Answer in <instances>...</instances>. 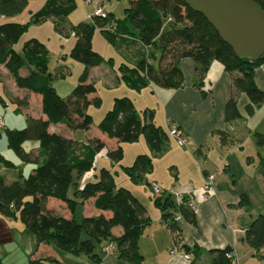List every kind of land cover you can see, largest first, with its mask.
Returning <instances> with one entry per match:
<instances>
[{"label":"trees","instance_id":"1","mask_svg":"<svg viewBox=\"0 0 264 264\" xmlns=\"http://www.w3.org/2000/svg\"><path fill=\"white\" fill-rule=\"evenodd\" d=\"M252 1L264 10V0ZM130 2L131 7L126 10L122 20L106 13V18L92 16V24L79 23L72 28L76 44L71 49L70 57L85 68L79 83L66 98L58 96L50 85L51 74L48 73L45 47L37 40H30L22 53H18L14 45L24 34V26L0 24V66L6 69L18 89L41 96V111L46 117L36 119L26 116L25 128L5 129L7 149L22 164L35 167L27 177L19 173L17 179L10 183L0 174V215L10 219L18 217L38 244L51 246L60 254L84 257L89 264L102 262L104 255L99 249L106 241L115 244L117 259L122 263L143 264L138 241L151 225L145 207L127 189H117L107 170L102 169L96 181L90 180L80 185L83 176L94 168L97 155L107 150L104 141L91 137L87 142H78L49 132L51 125L58 124L73 132H89L92 118L88 108H100L102 105L100 98L93 97L97 92L94 84L88 82L89 70L103 63L102 57L92 50L95 27L109 26L108 31H102L109 44L117 46L118 41L121 46L126 44L128 50L135 48V65L121 64L118 68L119 79L132 90L140 91L149 84L163 89L182 87L183 75L179 67L182 59L194 61L199 85L210 64L218 61L226 71L235 73L233 94L224 111L226 122L242 117L237 104L238 94H244L248 99L244 107L246 115H251L255 108L264 104V91L254 82L255 70L264 63V55L254 62L239 59L204 16L191 10L183 0ZM26 5L27 0H0V17L16 16ZM75 8L74 0H48L34 21L38 23L49 17L68 16ZM150 47L160 52L156 66L150 64V57L145 52ZM153 58L156 60L155 56ZM22 70H26L27 75H21ZM153 115L152 110H144L139 115L129 98H115L112 108L97 126L101 134L118 143L115 149L107 150V158L113 163H120L123 158L121 145L136 143L140 137L145 140L153 157L160 156L166 149L168 137L154 124ZM256 137L258 145L263 146V137L260 134ZM26 142H37L38 153L27 152L24 149ZM0 165L15 167L2 153ZM260 167H264V158L260 161ZM123 170L133 184L149 187L145 177L152 170V158L138 155L133 164L123 167ZM260 173L264 175L261 170ZM48 199L64 203L70 218H63L49 210ZM90 200H93V207L100 215L86 217L82 214L85 203ZM154 204L162 212V222L174 233L176 230L171 223L173 212L189 220L193 216L184 204L176 206L171 196L165 193L154 198ZM114 228L121 229L120 236L112 234ZM244 241L257 256L263 257V215L250 224ZM210 253L213 255L211 264H232L228 258L229 254L234 253L232 249L213 250ZM28 264L82 263H65L48 257L30 260Z\"/></svg>","mask_w":264,"mask_h":264},{"label":"crops","instance_id":"2","mask_svg":"<svg viewBox=\"0 0 264 264\" xmlns=\"http://www.w3.org/2000/svg\"><path fill=\"white\" fill-rule=\"evenodd\" d=\"M9 21L8 18L0 17V24ZM118 43L116 41L117 46ZM121 49L131 55H128L130 57L128 63L123 61L121 64L134 66L135 53L128 50V46L124 43ZM100 67L101 65L89 70V83H92L90 81L92 73ZM179 67L183 75V86L178 89H163L149 84L140 91H135L122 82L126 87L124 89H127L126 91L122 88L124 96L132 101L139 115L144 110H152L154 124L160 127L168 137L166 149L160 156L151 155L143 137H140L136 143L126 146L129 148H125L123 146L125 144H122L123 154L127 149L130 156L136 154L135 158L140 154L150 156L152 170L146 175V181L154 182L163 191L176 190L182 193L184 206L187 207L188 201H193L197 208V213L193 214L191 220L182 215L180 222L173 223L176 230L174 233L162 222V212L154 204L151 193L142 192L134 184H131V188H125L145 207L146 215L151 220V225L146 228L138 241L143 264H211L213 255L210 252L226 248L234 252L236 264H263V257L257 256L255 251L245 243L244 236L250 224L258 216H264V175L260 173V170L264 173V167H260V161L264 156L261 155L263 149L258 145L256 137L257 134L264 136L261 131V127H264V119H261L262 121L252 120L251 115L255 109L251 115H246L242 107H245L248 99L244 94H238L237 104L242 117L232 122L225 121V106L233 94L235 73L226 71L220 62L213 61L210 64L199 85L193 60L182 59ZM0 69L5 68L0 66ZM20 74L25 76L27 71L22 70ZM7 75L12 83V91L5 89L4 80L0 79V84L3 85L7 100L16 106V110L20 111L29 107V105H21L23 103L20 102L22 98L19 93L29 95L30 100L34 95L38 105L40 103L41 106L40 95L18 89L8 72ZM254 82L260 90L264 91V63L255 70ZM11 92L13 95H10ZM240 102L242 106L239 105ZM1 105L5 107L4 103ZM37 118L46 119L42 111L38 112ZM3 124L4 128V121ZM171 126H176L183 134L185 144L182 147L178 146L176 140L169 136ZM63 129L69 134L61 133ZM90 131L84 132V139H75L74 132L64 125L49 127V132L78 142H87L91 137H97L105 142L107 150L118 146L116 140H110L104 134L93 133L94 135L90 136ZM25 145H28V150L25 149ZM38 148L37 142L24 144L27 152L38 153ZM6 150H0L4 157L5 152L8 151ZM107 150L97 155L95 164L100 159L107 160ZM12 163L16 166L14 162ZM18 166L21 169L18 174L22 173V175L26 169L30 173L35 167L30 164L24 165L20 161ZM14 168H5L0 165V174L6 177L8 183L14 181L12 179L14 175L8 179V169ZM208 175H215L213 194L201 202L198 194ZM171 198L176 204V196L171 195ZM51 200L55 206L58 205L59 210H62V207L66 208L64 203L48 199L47 208L49 210H57L54 207H48ZM86 203L92 204L95 216L101 214L94 209L93 200ZM63 212L60 216L69 219L67 209ZM176 215L177 212H173L172 219ZM115 230L118 233L117 236H120L121 229L114 228L112 234ZM66 255L69 254L63 255L51 246L38 244L18 217L10 219L0 215V264H28L30 260L48 257L65 263L89 264L84 257L78 258H82L81 261H72ZM184 255H188L190 260L186 261ZM106 257H103L100 264L110 261ZM108 264L125 263L115 258Z\"/></svg>","mask_w":264,"mask_h":264},{"label":"rangeland","instance_id":"3","mask_svg":"<svg viewBox=\"0 0 264 264\" xmlns=\"http://www.w3.org/2000/svg\"><path fill=\"white\" fill-rule=\"evenodd\" d=\"M74 1L76 3V8L68 16L49 17L44 19L43 21L35 23L34 19L36 15L46 7L48 0H27V5L25 9L20 14L13 17H9L8 19L10 21L6 22V23L20 24L23 25L25 28L24 34L21 36L20 40L14 45V50L17 51L18 53H22L23 47L30 40H37L45 47L48 58V73L51 74L50 85L52 88L55 89L57 95L62 98H66L71 94L72 90L79 83L80 77L82 76L85 68L82 63L75 61L70 57L71 49L76 44V39L72 34V28L78 25L79 23L92 24L91 17L93 16L95 9L101 3L103 4L105 12L112 13L115 16V19L117 20L124 19L126 15V10L131 7L130 0H91V3H86L87 0H74ZM108 30H109V26H105L103 28L95 27L91 42L92 50L98 53L102 57L103 63L101 64L100 69H96V71H94L90 76L91 79L90 81H92L97 91L95 96L93 97H98L102 101V105L100 108H95L94 106H90L88 108V114L92 118L90 136H93L95 133L101 134L100 131L97 129L100 120L103 118L105 113H107V111H109L112 108L113 101L115 98L125 97L124 96L125 94H123L122 90L126 87L125 85L122 84V81L119 79L120 73L118 68L119 65L123 63V61L128 63L130 60L129 56L131 55L121 49L123 46H121L120 43L118 44V46H113L109 44V42L106 40L102 32ZM130 51H135V48L132 47ZM145 52L150 57L149 59L150 64L156 66L157 63L159 62L160 52H158L156 49L152 47L146 49ZM152 56L153 57L155 56L156 60ZM0 79L4 80V83L6 84L5 89L12 91L13 89L12 83L9 80L10 78H8L7 71L5 69L4 70L0 69ZM119 83L121 84L120 86ZM124 90L127 91V89ZM10 95H13V93L11 92ZM19 95L20 98H22L20 102H22L23 104L21 105H27V106L29 105L27 109H22L20 111L16 110L15 109L16 106H13L7 100L6 96L4 95L3 85L0 84V117L5 123L4 128L0 129L1 151L7 149L5 129L21 130L26 127V115L28 116L29 114L31 117L36 118L38 112L41 113L40 103L38 105V102L35 100L34 95L31 98V100L29 95H24V93H19ZM2 103L5 104V107H2L1 105ZM239 105L242 106V102H240ZM243 109L244 107H242V110ZM263 115H264V104H262L260 107L255 108V111L251 115V118L253 121H258L261 119L263 120L264 119V117L262 118ZM261 131H263V135H264V127L263 128L261 127ZM61 133L69 134L67 130L66 131L64 130ZM73 137L75 139H84L85 133L82 131H76L74 132ZM129 145L131 144H125L123 146H125V148H129L126 147ZM261 147L263 149L261 150L262 152L261 155L264 156V136H263V146ZM25 149L28 150V145H25ZM4 155L7 160L12 161L16 164L14 169H8L9 171L8 179L10 178L11 175H14L12 179L15 180L17 179L18 171L21 170L18 166L19 160L11 150L5 152ZM130 155L131 154L127 151V149H125L122 161L120 163H113L108 158L107 160H104L105 158L100 159L102 161L100 160L97 161L94 168L89 173L83 176V178L80 180V185H83V183L88 182L90 180H92L93 182L96 181V179L99 178L100 176L101 170L105 169L112 175L117 189L118 188L125 189L126 187L131 188L132 186L131 184L133 183L130 181V178L123 170V167H130L133 164L136 154L135 156H130ZM140 155H145V154H140ZM28 174L29 171L28 169H26L23 172V175L24 177H27ZM134 185L137 188H140L142 192H148L152 194L150 187L146 186L145 184H138V185L134 184ZM52 202L53 200L49 202L48 207L49 208L54 207L55 209H57L55 210L56 213L58 212L59 215H63L64 213L63 211L66 210L67 208L62 207V210H59L58 205L55 206V204ZM67 214L70 215L69 211ZM82 214L86 217H91L96 215V213L92 209L91 203H86L84 205ZM116 232H117L116 230L113 231V233L115 234V235L113 234L114 236L118 235V233ZM107 243H109V241L103 242L102 246L106 245ZM102 246L99 249L100 253ZM66 256L68 259L72 261L82 260V258L78 259L70 255H66ZM106 256H107L106 258L110 260L108 263L113 262V260L118 256V253L116 251V246L114 247V251ZM262 262H264V256ZM108 263L106 261V264Z\"/></svg>","mask_w":264,"mask_h":264},{"label":"water","instance_id":"4","mask_svg":"<svg viewBox=\"0 0 264 264\" xmlns=\"http://www.w3.org/2000/svg\"><path fill=\"white\" fill-rule=\"evenodd\" d=\"M204 16L239 59L264 55V10L252 0H183Z\"/></svg>","mask_w":264,"mask_h":264},{"label":"built area","instance_id":"5","mask_svg":"<svg viewBox=\"0 0 264 264\" xmlns=\"http://www.w3.org/2000/svg\"><path fill=\"white\" fill-rule=\"evenodd\" d=\"M86 3H91V0H87ZM94 17H99V18H106V12L104 10L103 4H99V6L95 9V12L93 14ZM92 18V17H91ZM3 120L0 117V129H3ZM169 136L174 138L178 144V146L182 147L185 144V139L183 137V134L180 132V130L176 126H171L169 129ZM215 182V175H208L205 179V183L203 187L201 188L199 194H198V199L203 202L205 201L211 194H213V186ZM149 187L151 189L152 195L154 198H158L162 196L164 193L168 195H175L176 196V206H180L184 201L183 195L180 192H177L176 190H169V191H163L157 184L154 182L149 183ZM198 200V201H199ZM12 207V206H11ZM192 214L197 213V208L193 201H188L187 202V207H186ZM182 215L180 213H177V215L172 219L171 223H178L182 220ZM114 243H108L104 245L101 249V253L103 255H109L111 252L114 251ZM262 254L264 256V248L262 250ZM228 258L231 260L232 264H236V258L235 254H229ZM184 259L186 261L190 260V257L188 255H184Z\"/></svg>","mask_w":264,"mask_h":264}]
</instances>
